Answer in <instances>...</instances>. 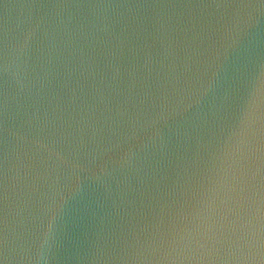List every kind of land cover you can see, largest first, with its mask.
I'll return each mask as SVG.
<instances>
[{"label":"water","instance_id":"water-1","mask_svg":"<svg viewBox=\"0 0 264 264\" xmlns=\"http://www.w3.org/2000/svg\"><path fill=\"white\" fill-rule=\"evenodd\" d=\"M238 133L264 137V0H0V264H132Z\"/></svg>","mask_w":264,"mask_h":264},{"label":"clouds","instance_id":"clouds-1","mask_svg":"<svg viewBox=\"0 0 264 264\" xmlns=\"http://www.w3.org/2000/svg\"><path fill=\"white\" fill-rule=\"evenodd\" d=\"M141 231L132 264H264V137L218 146Z\"/></svg>","mask_w":264,"mask_h":264}]
</instances>
